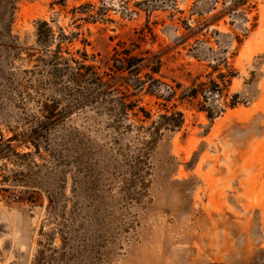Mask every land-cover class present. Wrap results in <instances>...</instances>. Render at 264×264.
Returning a JSON list of instances; mask_svg holds the SVG:
<instances>
[{
	"label": "rangeland",
	"instance_id": "rangeland-1",
	"mask_svg": "<svg viewBox=\"0 0 264 264\" xmlns=\"http://www.w3.org/2000/svg\"><path fill=\"white\" fill-rule=\"evenodd\" d=\"M43 20L97 64L159 57L151 118L79 106ZM46 105L65 116L36 146ZM0 264H264V0L0 5Z\"/></svg>",
	"mask_w": 264,
	"mask_h": 264
},
{
	"label": "trees",
	"instance_id": "trees-1",
	"mask_svg": "<svg viewBox=\"0 0 264 264\" xmlns=\"http://www.w3.org/2000/svg\"><path fill=\"white\" fill-rule=\"evenodd\" d=\"M16 2L17 0H0V5L5 8L9 5L13 9ZM36 35L39 43L57 41L56 50L46 62L60 82L66 78L78 93L87 90L88 95L80 99L79 106L104 105L115 116L124 120L135 117L140 121H147L151 118V113L140 107V99L136 98L143 91L151 92L153 84L148 82L154 81V75L161 71L159 57L149 56L150 51H139L140 47L136 43L129 45L120 42L108 57L99 60L97 64L96 57H90L86 51L78 50L79 56L76 57L68 48L64 49V44L73 41L74 34L67 35L60 29V34L56 36L52 26L45 20L38 22ZM43 116L45 120L41 122V126L31 130L29 134L30 142L36 146L37 140L47 137L51 128L64 120L65 113L46 105ZM161 118L169 121L173 128L181 127L184 123L181 112L164 114Z\"/></svg>",
	"mask_w": 264,
	"mask_h": 264
}]
</instances>
